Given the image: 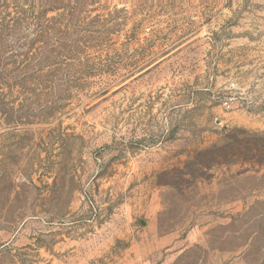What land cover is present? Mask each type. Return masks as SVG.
<instances>
[{
    "label": "rangeland",
    "instance_id": "1",
    "mask_svg": "<svg viewBox=\"0 0 264 264\" xmlns=\"http://www.w3.org/2000/svg\"><path fill=\"white\" fill-rule=\"evenodd\" d=\"M33 7L75 53L0 48V264H264V0Z\"/></svg>",
    "mask_w": 264,
    "mask_h": 264
},
{
    "label": "trees",
    "instance_id": "2",
    "mask_svg": "<svg viewBox=\"0 0 264 264\" xmlns=\"http://www.w3.org/2000/svg\"><path fill=\"white\" fill-rule=\"evenodd\" d=\"M18 1H22L24 5L29 3L28 0H9L12 5H16L14 6V16L7 12V6H3L4 9L1 12L3 16L0 18L1 50L2 48L7 50L6 43L9 42L13 43V46H9L10 48L18 50L6 58L8 60L6 66L12 65V74L19 71L42 74L47 68L59 66V58H67L75 53L70 42L58 39L61 36H66V31L64 33L55 32L56 30L50 31L47 27L39 26L43 14L42 16L35 15L34 0H31L27 10L18 8ZM2 53L4 54V52ZM1 59H3L2 56H0V63ZM3 78L4 76L0 75V84H2Z\"/></svg>",
    "mask_w": 264,
    "mask_h": 264
},
{
    "label": "water",
    "instance_id": "3",
    "mask_svg": "<svg viewBox=\"0 0 264 264\" xmlns=\"http://www.w3.org/2000/svg\"><path fill=\"white\" fill-rule=\"evenodd\" d=\"M142 225H144V223L142 222Z\"/></svg>",
    "mask_w": 264,
    "mask_h": 264
}]
</instances>
